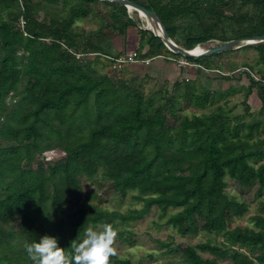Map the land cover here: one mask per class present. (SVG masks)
<instances>
[{
	"label": "trees",
	"instance_id": "trees-1",
	"mask_svg": "<svg viewBox=\"0 0 264 264\" xmlns=\"http://www.w3.org/2000/svg\"><path fill=\"white\" fill-rule=\"evenodd\" d=\"M133 1L154 10L169 37L188 49L264 34V0ZM88 16L97 20L95 29L79 25ZM131 27L138 57L181 56L121 3L0 0V264H32L24 244L41 234L57 235L71 251L89 225L115 228L151 207L164 219L159 224L181 236L220 237L197 244L155 240L171 251L175 246L180 263L264 264V84L243 70L250 83L242 113L230 106L233 84L212 90L181 78L170 93L146 96L120 68L103 71L112 63L107 55L119 56L110 33L120 36L124 53ZM238 49L256 50L258 70L245 67L264 79V44ZM222 53L185 58L215 70L211 58ZM219 74L227 81L240 76ZM254 87L261 102L256 113L248 103ZM50 153L58 157L51 161ZM225 177L241 188L257 185L251 225L235 224L249 202L226 191ZM111 193L143 205L110 209L100 199ZM117 235L128 243L134 237L127 229ZM110 263L133 264L116 254Z\"/></svg>",
	"mask_w": 264,
	"mask_h": 264
},
{
	"label": "rangeland",
	"instance_id": "rangeland-1",
	"mask_svg": "<svg viewBox=\"0 0 264 264\" xmlns=\"http://www.w3.org/2000/svg\"><path fill=\"white\" fill-rule=\"evenodd\" d=\"M101 8L102 4L99 5ZM49 12H53L55 7L47 8ZM132 17H137L139 25L141 27H146V22L138 13H133L129 11ZM79 25L85 29H95L98 26V22L95 18L88 16L79 20ZM112 37V53L123 55L126 53H131L136 50L138 45V32L136 27H131L127 31V41L126 51L121 53V39L120 36L115 34V32L110 33ZM173 40V39H172ZM176 44L185 47L182 40H173ZM220 43L219 40L214 39L208 41L207 43L200 44L203 48H209ZM186 48V47H185ZM146 50V47L143 51ZM222 53V52H221ZM149 57V56H145ZM183 56L177 55H156L151 58L148 63H126L120 68V74L125 78H128L132 83L141 86L143 93L146 96H150L159 90L164 93L172 91V84L176 79L189 78L196 80L198 85H203L212 90H225L230 84H233L237 89L235 93L230 96V106H235L236 113L243 112L242 100L244 97L245 87L249 85L250 79L243 72L242 68L247 66H253L254 70H258L259 66L256 64L257 52L254 49H234L228 53H222L220 56H212L211 63L217 66L215 70L198 68L197 65L192 61H187L186 64H182ZM115 67L109 65L103 69L104 72L111 73ZM217 71V72H216ZM229 74L234 73L240 75L239 79H231L229 81L224 80L220 77L219 73ZM257 77L258 75L255 74ZM258 87L253 88V93L248 98V103L251 109L256 113L261 104L259 97L257 96ZM8 100V98L6 99ZM209 106L203 109L195 108L196 112L208 111ZM190 112V109H186ZM58 157L56 153H50L48 155L49 160H54ZM227 181L226 191L229 194L236 196L241 200L249 202V211L241 218H238L235 224L238 225H251V216L257 211V201L259 198L255 196V191L257 185L251 188H241L238 184L225 177ZM82 184L85 189L92 187L91 183L83 178ZM102 204L110 209L120 210L122 212H127L132 208H140L143 205L142 201H136L128 195L125 199H121L118 193H111L107 196H103L100 199ZM164 219L159 217V212L157 208L151 207V209L140 219L133 222H119L114 228L118 233L122 229H127L132 231L134 234L133 241L131 243L125 242L120 239L118 235L114 240V247L116 249L115 254L118 257H127L133 264H156V263H166L174 262L175 264H182L179 262L180 253L174 246L172 251L166 249V247H160L156 243V239L168 240L174 243H189L197 244L199 242L213 241L220 239L219 236L213 234H206L204 232H199L196 235L187 234L181 236L176 229L171 226L159 224ZM89 227H94L97 229H102L99 225H89ZM172 236V238H170ZM204 257H212L208 252H201ZM226 260H219L218 264H225ZM113 264V263H110Z\"/></svg>",
	"mask_w": 264,
	"mask_h": 264
},
{
	"label": "clouds",
	"instance_id": "clouds-1",
	"mask_svg": "<svg viewBox=\"0 0 264 264\" xmlns=\"http://www.w3.org/2000/svg\"><path fill=\"white\" fill-rule=\"evenodd\" d=\"M116 236L113 226L106 223L102 229L86 228L84 236L72 243L71 251H66L60 237L52 233L25 241L24 247L32 264H110Z\"/></svg>",
	"mask_w": 264,
	"mask_h": 264
},
{
	"label": "water",
	"instance_id": "water-1",
	"mask_svg": "<svg viewBox=\"0 0 264 264\" xmlns=\"http://www.w3.org/2000/svg\"><path fill=\"white\" fill-rule=\"evenodd\" d=\"M111 2H117L125 5L129 11L130 8L137 11L138 15L142 13L148 22L153 26L144 27L150 30L154 35L159 36L163 41L164 45L172 52L182 55L184 57H192L198 58L201 56H209L214 53L231 51L234 49H238L244 46H257L260 44H264V34L254 35L245 38H234L224 42H220L215 46L206 48L199 53L191 52V49L182 47L176 44L168 35L162 21L154 10H151L144 5L138 4L133 0H106Z\"/></svg>",
	"mask_w": 264,
	"mask_h": 264
},
{
	"label": "built area",
	"instance_id": "built-area-1",
	"mask_svg": "<svg viewBox=\"0 0 264 264\" xmlns=\"http://www.w3.org/2000/svg\"><path fill=\"white\" fill-rule=\"evenodd\" d=\"M21 24L23 25V20H21ZM107 57L112 61L111 65L113 67H115V68L117 66L121 67V66H123L126 63H139V62L148 63L151 60V58H152V57H138L136 51H133L131 53H126V54H123V55H119V56H109V55H107ZM183 59L184 60H182V62H181L182 64H186L187 61H189L184 56H183ZM242 70L249 71V73L254 77V79L256 81H259L261 84H264V79L260 78L259 76L257 77L253 71H250L249 68L244 67V68H242Z\"/></svg>",
	"mask_w": 264,
	"mask_h": 264
},
{
	"label": "bare ground",
	"instance_id": "bare-ground-1",
	"mask_svg": "<svg viewBox=\"0 0 264 264\" xmlns=\"http://www.w3.org/2000/svg\"><path fill=\"white\" fill-rule=\"evenodd\" d=\"M133 9L132 8H130L129 9V11H132ZM140 17H142L143 18V20L146 22V26L147 27H153L149 22H148V20L145 18V16L142 14V13H140ZM192 51L191 52H193V53H199V52H201L202 50H204L205 48H203L200 44H197L196 46H194L193 48H190Z\"/></svg>",
	"mask_w": 264,
	"mask_h": 264
},
{
	"label": "crops",
	"instance_id": "crops-1",
	"mask_svg": "<svg viewBox=\"0 0 264 264\" xmlns=\"http://www.w3.org/2000/svg\"><path fill=\"white\" fill-rule=\"evenodd\" d=\"M252 93H253V90H252ZM252 93H251V94H252ZM257 96H258V95H257Z\"/></svg>",
	"mask_w": 264,
	"mask_h": 264
}]
</instances>
